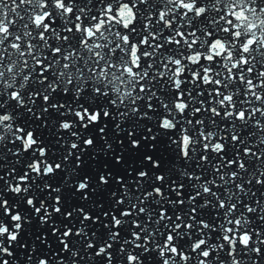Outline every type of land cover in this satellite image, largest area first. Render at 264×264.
Wrapping results in <instances>:
<instances>
[{"label":"snow or ice","instance_id":"1","mask_svg":"<svg viewBox=\"0 0 264 264\" xmlns=\"http://www.w3.org/2000/svg\"><path fill=\"white\" fill-rule=\"evenodd\" d=\"M0 264H264V0H0Z\"/></svg>","mask_w":264,"mask_h":264}]
</instances>
